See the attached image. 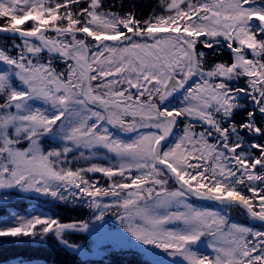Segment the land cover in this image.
I'll return each instance as SVG.
<instances>
[{
	"label": "snow or ice",
	"instance_id": "1",
	"mask_svg": "<svg viewBox=\"0 0 264 264\" xmlns=\"http://www.w3.org/2000/svg\"><path fill=\"white\" fill-rule=\"evenodd\" d=\"M160 4L164 14L141 20L103 0H0V35L12 38L0 46V203L27 194L92 211L69 221L13 212L0 238L53 240L79 253L84 245L68 237L111 213L140 245L183 264H264V230L189 203L239 207L264 224V0ZM225 47L232 62L206 69L204 49ZM242 77L246 86L233 87ZM240 112L246 118L233 119ZM181 120L182 135L169 143ZM111 129L137 136L124 141ZM44 137L62 146L45 150ZM99 149L116 163L73 167ZM202 238L212 255L197 250Z\"/></svg>",
	"mask_w": 264,
	"mask_h": 264
},
{
	"label": "trees",
	"instance_id": "2",
	"mask_svg": "<svg viewBox=\"0 0 264 264\" xmlns=\"http://www.w3.org/2000/svg\"><path fill=\"white\" fill-rule=\"evenodd\" d=\"M107 8H111L112 11L119 12L121 14L126 12H134L136 17L141 15V18L147 19L153 14L152 0H103ZM113 5H116L113 7ZM4 20L0 19V24H3ZM27 24L25 27H29ZM223 58L230 59L227 53H224ZM26 202H21L15 208H19L25 205ZM55 212L61 220L69 221L79 218V216H86L85 212L88 209L85 207H77L73 204H66L58 202ZM28 207V203L19 209L25 210ZM9 205H0V216L8 214ZM74 240H80V234H73ZM38 239V238H37ZM12 257L22 258H39L48 262L49 264H150L145 260L142 255L128 256L123 254L121 257L118 254L111 253L110 257L98 258L94 262L89 263L82 260L77 254L65 251L61 247L56 246L53 240H49L47 244L32 243L28 238L13 239V238H0V262L8 260Z\"/></svg>",
	"mask_w": 264,
	"mask_h": 264
},
{
	"label": "rangeland",
	"instance_id": "3",
	"mask_svg": "<svg viewBox=\"0 0 264 264\" xmlns=\"http://www.w3.org/2000/svg\"><path fill=\"white\" fill-rule=\"evenodd\" d=\"M4 67L3 65H0V68ZM184 126L181 129V132L175 137L177 138L178 136L182 135L183 129L185 127V122L183 124ZM198 131V130H196ZM119 139L120 137L116 135ZM134 138H130L127 141L131 142ZM61 142L58 139L53 140L50 137H44L41 141L44 149L46 150L47 146L50 145L52 146L54 143ZM27 195V194H25ZM104 201L106 203L111 202L110 197L104 198ZM189 203H191L189 201ZM202 208L201 209H210V210H216V211H222V214H226L225 211L219 209L218 207H210L208 205H200ZM195 207V206H194ZM198 208V207H197ZM200 209V208H199ZM173 211L176 210L175 208L172 209ZM183 211V209H180ZM25 212L27 214L21 213V212H16L17 214L21 216H29L31 214H38L40 212H44L42 209L38 207H34L32 210L29 208L25 209ZM92 215V211H91ZM10 215L6 216H0V226H8L5 224V221H8ZM90 218V217H89ZM86 218V219H89ZM10 223V222H9ZM179 222L176 224H170L168 227H177ZM89 234V243L93 247V249L96 252L103 253V247L105 244L112 243V246L114 247H119V248H131L134 250H140L143 253H147V255L151 258V260L156 263V264H183L181 259L179 257L173 258L170 256H167L162 250L155 249L152 246H144L140 245L139 242H136L134 238H132L125 230H124V225H122L116 215L109 214L106 218L105 221L103 222V225L101 227H94V230ZM81 244L84 245V243L81 242ZM197 250L201 253L212 255L211 249L207 247V239L204 238L202 241L196 246ZM87 249L83 248L82 252H79L77 254H84L86 255ZM19 259H11L6 261L5 263L2 264H17V261ZM25 261L29 262V264H47L43 259L39 258H25Z\"/></svg>",
	"mask_w": 264,
	"mask_h": 264
},
{
	"label": "flooded vegetation",
	"instance_id": "4",
	"mask_svg": "<svg viewBox=\"0 0 264 264\" xmlns=\"http://www.w3.org/2000/svg\"><path fill=\"white\" fill-rule=\"evenodd\" d=\"M90 39H91V38H90ZM59 66H60V68H61L62 71H63L64 68H65V65H64L62 62H59ZM198 79H199L198 77H197V78H194V80H195L196 82L198 81ZM190 82H192V81H190ZM190 82H189V83H190ZM173 105H175V99L172 100V104H170L169 107H171V106H173Z\"/></svg>",
	"mask_w": 264,
	"mask_h": 264
}]
</instances>
